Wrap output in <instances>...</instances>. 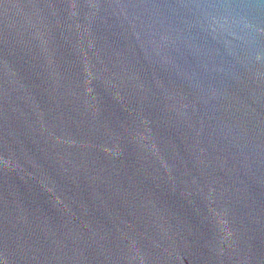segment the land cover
Listing matches in <instances>:
<instances>
[{
    "label": "water",
    "instance_id": "95a60500",
    "mask_svg": "<svg viewBox=\"0 0 264 264\" xmlns=\"http://www.w3.org/2000/svg\"><path fill=\"white\" fill-rule=\"evenodd\" d=\"M0 264H264V0H0Z\"/></svg>",
    "mask_w": 264,
    "mask_h": 264
}]
</instances>
